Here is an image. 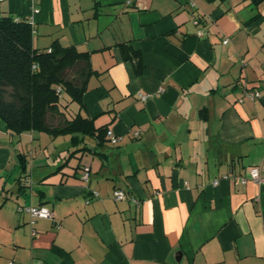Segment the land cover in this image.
Instances as JSON below:
<instances>
[{"label": "crops", "instance_id": "crops-1", "mask_svg": "<svg viewBox=\"0 0 264 264\" xmlns=\"http://www.w3.org/2000/svg\"><path fill=\"white\" fill-rule=\"evenodd\" d=\"M7 13L39 49L89 53L72 109L118 140L58 169L69 135L0 118V264H264V184L235 179L264 161V0H0Z\"/></svg>", "mask_w": 264, "mask_h": 264}, {"label": "trees", "instance_id": "trees-1", "mask_svg": "<svg viewBox=\"0 0 264 264\" xmlns=\"http://www.w3.org/2000/svg\"><path fill=\"white\" fill-rule=\"evenodd\" d=\"M260 1L254 0L255 3ZM33 37L34 27L27 18L0 14V118L11 134L36 130L54 137L69 135L58 169L88 148L103 157V149L111 142L108 129L72 109V104L83 106L87 78L93 71L89 53L59 43L39 49L34 46ZM120 48L124 59L136 58V67L141 63L135 50L124 44ZM76 65L80 70L78 82L67 78L68 71ZM54 111L63 116L62 125H50L47 121L48 112ZM199 112L206 117L208 106H203ZM18 156L24 167L25 156ZM84 166L87 165H82L83 169ZM19 187L25 188L24 183L20 182Z\"/></svg>", "mask_w": 264, "mask_h": 264}, {"label": "built area", "instance_id": "built-area-1", "mask_svg": "<svg viewBox=\"0 0 264 264\" xmlns=\"http://www.w3.org/2000/svg\"><path fill=\"white\" fill-rule=\"evenodd\" d=\"M34 1L35 0H30V2L32 4ZM32 7H33L34 12H37L39 10V8L36 7L35 5ZM223 42L226 43L227 39H224ZM244 94L250 98L259 96L258 90H244ZM138 133H139L138 131H134L135 135H138ZM107 135L113 143L117 142L118 137L113 134L111 129L107 130ZM248 173H249L248 177L243 176V175H236L235 179L241 183H245L248 180H252L258 184H264V161H262L258 165H252L249 168ZM82 176L84 179H88L89 168L87 166H84ZM113 197H114V199H123L126 197V192L121 188L114 189ZM133 201L135 204H137L139 202L138 199H136V198H133ZM18 209L28 212L30 214V216L32 217V219L34 217H52L51 210L45 205H32V204L20 205L18 207ZM7 264H26V263H19V262H15V261L11 260V261H8ZM30 264H32V263H30Z\"/></svg>", "mask_w": 264, "mask_h": 264}, {"label": "rangeland", "instance_id": "rangeland-1", "mask_svg": "<svg viewBox=\"0 0 264 264\" xmlns=\"http://www.w3.org/2000/svg\"><path fill=\"white\" fill-rule=\"evenodd\" d=\"M79 72H80L79 67H78V65H76L75 67L71 68L68 71L67 78L71 79L75 82L76 81L78 82L79 81ZM47 121L50 123V125H56V126L62 125L64 122L63 116L56 111L48 112ZM37 144L38 143H35L34 145L37 146ZM30 145H31V142L29 139V143L26 144L27 149H28V147L30 148ZM24 146H25V144H24Z\"/></svg>", "mask_w": 264, "mask_h": 264}]
</instances>
